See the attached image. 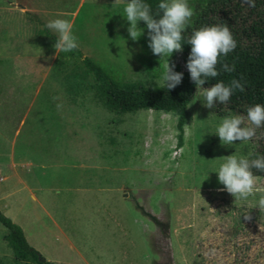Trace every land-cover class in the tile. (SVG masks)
<instances>
[{
  "label": "rangeland",
  "instance_id": "374dc122",
  "mask_svg": "<svg viewBox=\"0 0 264 264\" xmlns=\"http://www.w3.org/2000/svg\"><path fill=\"white\" fill-rule=\"evenodd\" d=\"M204 1L187 0L188 24ZM127 3L0 0V211L56 264H264L259 194L234 203L216 172L227 155L249 159L260 128L251 140L222 145L217 127L239 113H210L204 88L195 87L177 146L172 114L111 113L73 61L51 69L54 43L42 28L60 18L117 81L162 84L168 63L188 71L182 51L152 53L146 25L138 22L142 33L131 39ZM6 231L0 223V259L9 262Z\"/></svg>",
  "mask_w": 264,
  "mask_h": 264
},
{
  "label": "trees",
  "instance_id": "16d2710c",
  "mask_svg": "<svg viewBox=\"0 0 264 264\" xmlns=\"http://www.w3.org/2000/svg\"><path fill=\"white\" fill-rule=\"evenodd\" d=\"M129 2V0H126ZM153 12L157 10L160 0H144ZM146 25L144 21H138ZM227 25L236 41V47L226 56L219 58L217 64L219 75L205 81L203 88L214 83L229 85L238 79L245 86L244 91L235 89L227 103L217 104L209 109L210 113L224 115L228 110L246 114L247 108L256 104L264 105V0H254L250 6L245 0H205L192 22L182 33V52L187 64L191 45L187 43L191 34L201 27ZM42 32L55 44L57 37L44 26ZM71 60L82 77H93L95 99L109 112L114 114L134 113L141 109H151L172 114L175 117L177 146L183 143L184 125L189 120L188 106L193 101L195 83L190 79L189 71L183 73L181 83L174 89H167L162 84H145L140 80L117 81L108 73L107 68L83 54L78 47L71 52H58L52 65L55 73L64 71ZM234 66V71L226 72L222 65ZM72 75L76 73L72 72ZM66 77L69 75L65 74ZM72 88V86L70 85ZM259 146L249 160L264 157V126L260 127ZM254 175L264 176V172L252 169ZM0 223L6 228L3 239L11 249L12 259L0 264H56L45 259L27 241L22 228L0 211Z\"/></svg>",
  "mask_w": 264,
  "mask_h": 264
},
{
  "label": "clouds",
  "instance_id": "9594fccd",
  "mask_svg": "<svg viewBox=\"0 0 264 264\" xmlns=\"http://www.w3.org/2000/svg\"><path fill=\"white\" fill-rule=\"evenodd\" d=\"M250 6H254V0H245ZM124 13L127 21L129 35L136 41L141 33L138 21H144L149 30V48L156 56H170L174 51H182V33L186 29L189 20L193 16V10L188 6L187 0H160L155 13L151 6L144 0H129ZM46 27L58 34L53 45L55 54L58 52H71L79 47L77 37L73 34V25L66 19H53L47 22ZM188 44L191 51L186 67L190 73V79L196 87H201L209 78L219 75L217 64L221 56H226L236 47V41L227 25H212L195 30L189 37ZM50 59V58H49ZM174 66L169 63L165 66L164 81L167 89H174L181 83L183 74L175 72ZM226 72L234 71V66L227 63L222 65ZM245 90L244 84L238 79H233L229 85L217 82L204 88L206 102L204 106L211 109L217 102L227 103L233 90ZM54 100L58 97H53ZM62 107L57 104V109ZM247 121V124H246ZM264 126V105L256 104L247 108L246 116L230 115L222 119L216 129L222 145H232L236 141H248L256 137V129ZM252 169L264 172V157L249 160L244 156L227 155L225 162L216 171L218 181L223 185V190L232 195L235 202H247L249 197L259 194L256 207L264 211V186L257 185V177ZM197 205L194 202L193 208ZM250 219V217H248Z\"/></svg>",
  "mask_w": 264,
  "mask_h": 264
}]
</instances>
